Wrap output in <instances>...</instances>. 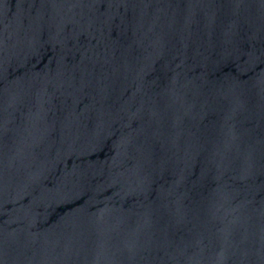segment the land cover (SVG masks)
I'll list each match as a JSON object with an SVG mask.
<instances>
[{
	"label": "water",
	"instance_id": "obj_1",
	"mask_svg": "<svg viewBox=\"0 0 264 264\" xmlns=\"http://www.w3.org/2000/svg\"><path fill=\"white\" fill-rule=\"evenodd\" d=\"M0 264H264V0H0Z\"/></svg>",
	"mask_w": 264,
	"mask_h": 264
}]
</instances>
